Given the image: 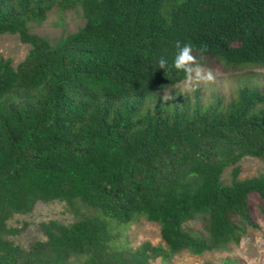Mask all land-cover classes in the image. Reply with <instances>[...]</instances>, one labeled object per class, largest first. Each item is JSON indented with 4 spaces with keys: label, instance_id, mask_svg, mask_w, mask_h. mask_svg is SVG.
I'll return each mask as SVG.
<instances>
[{
    "label": "trees",
    "instance_id": "obj_1",
    "mask_svg": "<svg viewBox=\"0 0 264 264\" xmlns=\"http://www.w3.org/2000/svg\"><path fill=\"white\" fill-rule=\"evenodd\" d=\"M55 7L81 8L85 24L52 42L30 23ZM3 33L31 47L16 66L0 59V264H171L257 226L264 174L240 178L239 162L264 159L263 87L240 80L212 103L161 91L184 80L177 41L225 66L264 67V0H0ZM53 200L80 218L41 223L45 239L28 248L9 238L22 231L9 219ZM140 217L165 244L127 245ZM197 219L198 232L187 226Z\"/></svg>",
    "mask_w": 264,
    "mask_h": 264
},
{
    "label": "rangeland",
    "instance_id": "obj_2",
    "mask_svg": "<svg viewBox=\"0 0 264 264\" xmlns=\"http://www.w3.org/2000/svg\"><path fill=\"white\" fill-rule=\"evenodd\" d=\"M84 24L85 19L82 16L81 8L61 11L58 7H55L48 12L43 21L31 22L30 31L56 42L62 35L75 32ZM30 47L29 44L21 41L18 34H0V59L11 58L14 66L24 60ZM194 54L201 59L203 65L217 73L215 83L201 85L189 95L179 91L182 80L176 85L161 91L163 98L166 92L170 96H189L192 100L195 99L196 94H199L203 103H212L215 95L219 94L226 101L235 94L240 80L242 85H245L251 83V78L260 83V86L264 89L263 66L247 64L225 66L213 56L200 55L195 52ZM239 164L241 167L240 178L264 174V159L246 156ZM231 170L232 167L230 166L224 172L223 181L225 183L231 181ZM251 197L253 200L257 199L256 194H252ZM83 211L88 212L85 209ZM79 218L80 216L76 215L64 201H38L32 211L24 214L17 213L8 220L10 227L22 228L20 233L11 235L9 238L24 248H28L35 240L45 239L41 223L53 219L63 223H72ZM256 222L257 226L255 227L243 222L246 230L241 232L238 244L231 243L228 249L209 251L203 255H193L189 251L183 250L172 258L171 264H203L208 261L219 263L226 256L239 259L242 264H264V216L256 214ZM201 224V220L197 219L189 222L187 226L198 232L201 230ZM160 229L159 223L140 217L125 228L127 245L135 248L146 241L154 245L165 244Z\"/></svg>",
    "mask_w": 264,
    "mask_h": 264
},
{
    "label": "clouds",
    "instance_id": "obj_3",
    "mask_svg": "<svg viewBox=\"0 0 264 264\" xmlns=\"http://www.w3.org/2000/svg\"><path fill=\"white\" fill-rule=\"evenodd\" d=\"M175 47L178 51L173 58L172 67L184 73V80L179 88L180 92L190 95L201 85L215 83L217 80V73L201 63V59L194 54L193 47L190 43H184L182 45L181 42L177 41ZM199 51L203 53L204 49L201 48ZM156 68L165 71L168 68V60L161 57L157 61ZM174 98L175 97L168 95L167 92L164 95L165 101Z\"/></svg>",
    "mask_w": 264,
    "mask_h": 264
}]
</instances>
